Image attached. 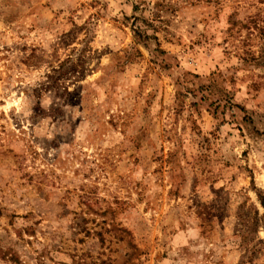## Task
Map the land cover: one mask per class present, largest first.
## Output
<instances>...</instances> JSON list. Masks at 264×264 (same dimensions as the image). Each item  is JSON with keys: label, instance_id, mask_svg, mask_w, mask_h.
I'll list each match as a JSON object with an SVG mask.
<instances>
[{"label": "rangeland", "instance_id": "obj_1", "mask_svg": "<svg viewBox=\"0 0 264 264\" xmlns=\"http://www.w3.org/2000/svg\"><path fill=\"white\" fill-rule=\"evenodd\" d=\"M0 264H264V0H0Z\"/></svg>", "mask_w": 264, "mask_h": 264}]
</instances>
